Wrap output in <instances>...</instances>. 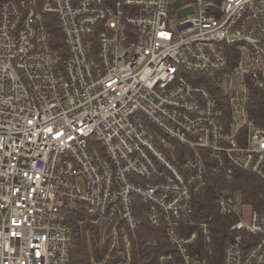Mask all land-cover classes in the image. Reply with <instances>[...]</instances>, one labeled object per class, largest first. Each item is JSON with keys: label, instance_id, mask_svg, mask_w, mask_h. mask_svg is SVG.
I'll list each match as a JSON object with an SVG mask.
<instances>
[{"label": "built area", "instance_id": "built-area-1", "mask_svg": "<svg viewBox=\"0 0 264 264\" xmlns=\"http://www.w3.org/2000/svg\"><path fill=\"white\" fill-rule=\"evenodd\" d=\"M255 90L264 0L1 1L0 264H70L69 212L90 264H213L196 197L264 179ZM214 204L235 218L221 264H264V212Z\"/></svg>", "mask_w": 264, "mask_h": 264}, {"label": "trees", "instance_id": "trees-1", "mask_svg": "<svg viewBox=\"0 0 264 264\" xmlns=\"http://www.w3.org/2000/svg\"><path fill=\"white\" fill-rule=\"evenodd\" d=\"M3 0H0V2ZM53 32L60 37L59 27L56 25ZM202 79L210 80L207 75H202ZM261 92L255 90L251 96L250 106L252 116L264 125V99L260 98ZM211 184L206 191L196 197V211L199 216H213L212 236L214 240L213 264H221L222 252L226 242L231 236V224L235 218L219 213L215 208V193L217 188H228L230 192L240 197L243 202L249 204L254 210L264 212V179L248 170L236 168L231 180H225L219 176L211 175ZM79 215L74 212L68 213V222L72 227L71 242V263L70 264H90V246L93 244L87 226L80 225ZM245 239H249V234L245 233ZM140 247H150L145 243H140ZM200 248L202 245L200 244ZM212 264V263H211Z\"/></svg>", "mask_w": 264, "mask_h": 264}, {"label": "rangeland", "instance_id": "rangeland-1", "mask_svg": "<svg viewBox=\"0 0 264 264\" xmlns=\"http://www.w3.org/2000/svg\"><path fill=\"white\" fill-rule=\"evenodd\" d=\"M174 14H175V11H174L173 15H174ZM171 25L174 27V26H175V22L172 21V22H171Z\"/></svg>", "mask_w": 264, "mask_h": 264}]
</instances>
